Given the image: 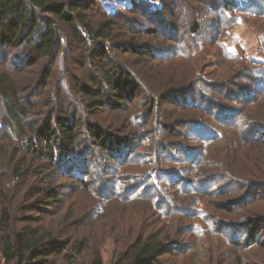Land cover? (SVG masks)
Wrapping results in <instances>:
<instances>
[{
  "label": "rangeland",
  "instance_id": "1",
  "mask_svg": "<svg viewBox=\"0 0 264 264\" xmlns=\"http://www.w3.org/2000/svg\"><path fill=\"white\" fill-rule=\"evenodd\" d=\"M85 13L111 22V59L137 91L94 108L78 86L103 62L66 27L50 58L0 47L30 102L14 126L0 98V242L46 235L62 248L48 264H113L138 239L163 243L151 264H264V231H246L264 215V0H91ZM50 114L82 122L54 158L34 131Z\"/></svg>",
  "mask_w": 264,
  "mask_h": 264
},
{
  "label": "trees",
  "instance_id": "2",
  "mask_svg": "<svg viewBox=\"0 0 264 264\" xmlns=\"http://www.w3.org/2000/svg\"><path fill=\"white\" fill-rule=\"evenodd\" d=\"M89 2L91 0H0V47L13 45L23 48L28 55L37 57L38 60L50 58L56 51L64 27L70 30L76 44L89 41L92 45L90 57L97 56L103 63L102 66L101 62L98 64L101 68L97 72L89 75L90 83L96 87L81 84L78 90L89 96L96 105L94 108L99 109L98 105L106 106L111 99L115 105L123 103L136 93L137 88L129 71L111 59V49L106 41L113 37L114 30L111 28L104 31L111 22L95 25L85 13ZM231 3H235V0H224L225 6ZM194 26L198 28V22ZM135 49L137 51L138 48ZM0 98L11 125L14 123V126H20L27 118V104L30 102L20 94L16 81L6 72H0ZM81 125L82 122L76 120L75 116L50 114L34 130L42 143L37 149H50L51 157L54 158V144L64 140L70 147H74ZM87 129L102 150L109 149L107 141L111 142L112 139L108 137L107 131L93 124H89ZM53 196L52 194L51 197ZM6 221V216L0 217V231L4 229ZM246 225L254 227L247 228L248 234L264 231V215L249 219ZM32 232L30 230L17 235L16 241L7 237L0 242V254L5 258L6 264H48L50 256L62 250L53 240H46V235L34 237ZM82 245L79 252L85 247ZM162 245L160 240L138 239L129 247L126 257L123 258L120 253V259L113 264H151L160 254ZM94 254L90 264H104L102 255L99 252Z\"/></svg>",
  "mask_w": 264,
  "mask_h": 264
}]
</instances>
